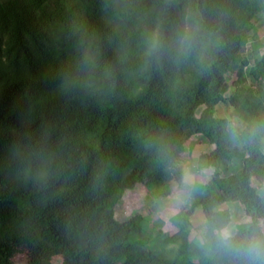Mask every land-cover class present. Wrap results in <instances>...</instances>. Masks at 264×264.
<instances>
[{
  "label": "trees",
  "instance_id": "trees-1",
  "mask_svg": "<svg viewBox=\"0 0 264 264\" xmlns=\"http://www.w3.org/2000/svg\"><path fill=\"white\" fill-rule=\"evenodd\" d=\"M263 11L264 0H0V264H17L22 245L27 264H249L187 227L196 206L204 219L227 217L213 213L227 200L254 211L242 239L264 218ZM226 70L237 76L228 97ZM226 98L251 124L219 123L214 107ZM196 133L209 177L170 217L183 257H167L139 220L110 211L136 184L164 195L180 182L176 148ZM233 158L240 172L222 176Z\"/></svg>",
  "mask_w": 264,
  "mask_h": 264
},
{
  "label": "rangeland",
  "instance_id": "rangeland-1",
  "mask_svg": "<svg viewBox=\"0 0 264 264\" xmlns=\"http://www.w3.org/2000/svg\"><path fill=\"white\" fill-rule=\"evenodd\" d=\"M257 36L264 40V11L259 13L256 23ZM249 40V37L247 38ZM253 69V62L245 67L240 76V86L247 87L250 81V71ZM225 83L222 86V93L228 97L235 92L237 76L230 71H225ZM208 105L207 95H203L199 101V106L195 110V116H198L202 109ZM214 115L219 119V123L225 128L234 127L242 130L246 125L251 124L252 117L244 109H235L230 105L228 98L214 107ZM234 145L244 150L246 157V140L239 139ZM209 150L207 140L199 133L187 137L183 144L176 148L175 165L180 171V182L171 180L168 182L167 192L161 194L153 185L136 184L131 189L122 191L120 197L115 202L110 213L117 220H124L128 217H134L140 221V226L144 229L146 244L163 253L167 257L182 258L179 256L178 247L180 239L174 237L177 226L171 221L170 217L180 210L189 209L194 203V197L201 193L202 183L209 177L208 168H199L198 159L202 153ZM264 153V139H263ZM243 161L239 158H233L231 161L223 163L220 167L221 175L227 176L233 173H239ZM191 177L188 180L187 177ZM256 188L258 195H264V182L258 181ZM227 206L233 210L234 220L243 225L254 216V211L245 207L238 201L227 200L220 202L216 208ZM204 216L200 207H193L192 213L188 217L190 239L193 238L197 243H202L209 236V232L203 231L202 220ZM260 227H264V218L259 219ZM240 239H242L240 235ZM27 245L19 246L14 251V260L17 264H27L26 249ZM61 258L55 256L52 262H60Z\"/></svg>",
  "mask_w": 264,
  "mask_h": 264
},
{
  "label": "clouds",
  "instance_id": "clouds-1",
  "mask_svg": "<svg viewBox=\"0 0 264 264\" xmlns=\"http://www.w3.org/2000/svg\"><path fill=\"white\" fill-rule=\"evenodd\" d=\"M187 179L191 180V177ZM222 212H227V217L217 219L213 216L211 219H203V231L212 235L218 248L244 257L249 264L264 260V227H260L259 230L256 228L249 230L245 226L248 235L240 239V226L234 220L233 210L227 206L213 209L214 214Z\"/></svg>",
  "mask_w": 264,
  "mask_h": 264
}]
</instances>
